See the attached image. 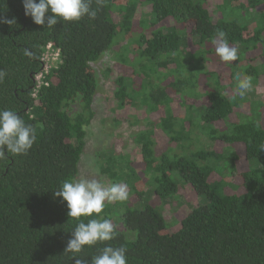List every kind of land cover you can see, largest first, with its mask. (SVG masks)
<instances>
[{"label":"trees","instance_id":"obj_1","mask_svg":"<svg viewBox=\"0 0 264 264\" xmlns=\"http://www.w3.org/2000/svg\"><path fill=\"white\" fill-rule=\"evenodd\" d=\"M139 4L150 8V17L135 23ZM250 4L264 5V0H250ZM91 7L98 9L94 20L87 16L76 22L58 19L49 28L25 16L22 0H0V16L16 19L13 26L0 24V69L7 73L0 82V109L16 112L37 131V141L26 155L6 153L0 160V264H75L73 254L64 249L78 221L67 215L66 202L54 192L63 180L80 175L87 127L96 115L94 102L100 90L93 64L138 23L142 28L135 38L137 60L159 78L145 76L151 83L146 98L154 109L174 93L187 96L198 86L204 91L199 116L185 117L180 131L172 112L160 121L168 143L197 144L187 138L198 122L211 140H222L229 147L240 145L243 158L254 166L236 172L228 186L217 178L224 172L228 154L203 145L188 156H157L154 127L141 131L143 166L153 172L156 195L174 196L179 175L198 195L204 194L207 203L191 209L173 231L166 229L157 207L127 208L123 221L136 233L134 239L116 230L112 240L86 245L76 258L91 264L105 245H123L127 264H264V109L257 104L255 114L237 118V102L229 95L237 73L251 79L264 76L263 54L258 56L261 66H241V56L250 55V49L264 50V8L254 21H247L249 8L241 0H103L102 6L92 0ZM218 31L226 33L229 45L240 54L228 62L232 72L227 76L208 69L212 58L224 63L214 56L212 40ZM185 38L196 39L200 46L194 62H184ZM49 44L59 51L60 61L47 72L43 56ZM25 49L33 53L31 58L24 55ZM258 57L251 56L250 61ZM162 66L170 72L161 75ZM172 75L174 79L166 82ZM127 78L115 79V96L122 107L128 98L134 100L137 91ZM119 164L110 157L102 171L113 179L136 173L127 161ZM112 209L104 208L100 217L110 219ZM91 218L97 217H81L85 222Z\"/></svg>","mask_w":264,"mask_h":264},{"label":"rangeland","instance_id":"obj_2","mask_svg":"<svg viewBox=\"0 0 264 264\" xmlns=\"http://www.w3.org/2000/svg\"><path fill=\"white\" fill-rule=\"evenodd\" d=\"M220 1L216 0V2ZM241 2L244 7L249 8L247 21H254L258 13L264 8L263 4L251 6L250 0H241ZM149 12L150 8L147 5L139 4L135 23L139 22L140 19L146 20L150 17ZM134 26L135 28L131 32L122 33L118 38V42H115L116 44L114 43L112 48L93 64L100 90L94 102L96 115L87 127L86 146L80 163L79 175V178H103V181L107 184L118 182L128 185V199L124 202H114L112 204L106 202L105 208H113L109 214L110 220L116 225V230L123 232L129 239H134L136 233L124 224L123 212L127 208L142 209L148 204L153 205L164 216L166 229L173 231L178 228L183 216L191 209L207 203V197L204 194L198 195L191 185L186 183L179 175L176 183L180 186L174 196L162 199L156 195L151 181L153 172L145 170L143 166L141 145L138 141L139 135L142 133L141 131H148L154 127L157 156H161L162 154H168L170 158H174L176 155L188 156L192 151L203 148V145L222 153V155L228 154L229 160L225 162L224 172L217 176L218 179L227 183L228 186L229 182L233 181L236 172L249 170L254 166L246 158H243L240 145H230L229 147L222 140H211L207 137L204 129L199 127L203 124H199L198 122L195 125L194 133H191L187 138L188 140H191V138L196 139L198 141L197 144L185 147L176 143H168L169 136L162 129L160 121L168 116L169 112H172L175 118H177L175 119L177 122L176 130L180 131V122L186 121L185 117L193 116L194 119H197L199 116V108L202 106L204 100V91L202 90V86H198L190 89V93L187 96H183L184 94L182 93H174L172 98L167 100L164 105L162 104L154 109L153 104L146 98V94L151 88V83L147 82L145 76L152 75L151 70L144 67L143 62L137 60L139 57L136 54L139 50V45L135 41V38L141 32L142 26L139 23ZM188 40L189 43L187 42ZM188 40L185 38L184 43L182 42L183 52L181 53L183 54L184 62H194L198 57L196 51H198L200 46L196 43V39L189 38ZM249 52H251L250 55L241 56V66L246 67L249 64L261 66L262 58L258 56L260 54L264 55V50L254 47ZM210 55L212 56V54ZM214 56L218 57L217 55ZM251 56L258 58L250 61ZM186 57L187 59H185ZM54 58L56 59L50 62L52 67L56 66L60 61L57 60L58 57ZM207 64L209 70L224 76L232 72L228 62L221 64L218 60L212 58ZM172 67H176V65ZM159 71L161 75L170 72L169 69L163 66L159 68ZM121 75L127 76L128 82L130 79L132 87L137 89L134 100L128 98L129 101L124 107L119 105L118 99L115 96V79ZM258 78L260 79L252 78L253 90L243 98L238 95L236 85L231 89L229 95L235 98L237 102L235 117L246 118L252 116L256 113L257 104L261 109H264V76L260 75ZM152 79L157 81L159 78L156 77V74H153ZM173 79V75L168 76L166 82ZM188 106L193 108L190 109ZM236 156H238L236 160L232 159ZM110 157L118 159L121 166L126 165L127 161L129 163L128 167L135 168L136 173L132 177H130V172H125L123 176L120 175L117 179L111 178V176L102 171V166L107 165V160ZM234 165L235 168L231 167ZM128 174L130 180L127 179Z\"/></svg>","mask_w":264,"mask_h":264},{"label":"clouds","instance_id":"obj_3","mask_svg":"<svg viewBox=\"0 0 264 264\" xmlns=\"http://www.w3.org/2000/svg\"><path fill=\"white\" fill-rule=\"evenodd\" d=\"M102 6L103 0H95ZM25 16H30L32 21L41 26L53 27L61 21L76 22L84 17L94 20L98 9L92 8V0H22ZM51 13V15H47ZM0 24L13 26L16 19L0 16ZM217 38L212 40L215 45V54L223 62L235 61L238 58V49L230 46L224 31H218ZM24 55L31 58L33 53L27 49ZM7 73L0 69V82H3ZM236 90L243 98L253 90L251 77H242L240 73L235 76ZM37 141V131L16 112L10 109H0V160L6 158V153L12 156L26 155ZM54 196L66 202L67 215L78 221L72 231L64 249L65 253H72L75 264H87L83 259L76 258L75 254L82 251L84 246H93L98 242L112 240L116 235V225L110 219L100 217L106 202H124L129 197L128 185L113 182L107 184L103 178L89 179L72 177L60 183ZM97 218L85 222L81 217ZM127 248L123 245L113 247L105 245L91 259V264H127Z\"/></svg>","mask_w":264,"mask_h":264},{"label":"built area","instance_id":"obj_4","mask_svg":"<svg viewBox=\"0 0 264 264\" xmlns=\"http://www.w3.org/2000/svg\"><path fill=\"white\" fill-rule=\"evenodd\" d=\"M54 57H59V51H54L53 50V47H52V44H49L47 46V49H46V52L43 56V61H44V68L45 70L48 72V70L52 67V65L50 64V62L53 60V59H56ZM59 58H57L58 60ZM42 78H43V74L42 73H39L37 75V81H38V84L41 85L42 84Z\"/></svg>","mask_w":264,"mask_h":264}]
</instances>
